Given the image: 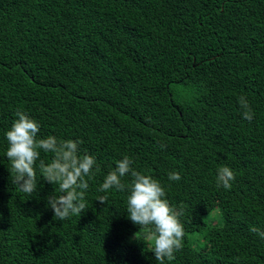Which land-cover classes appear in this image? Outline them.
I'll list each match as a JSON object with an SVG mask.
<instances>
[{
	"label": "trees",
	"instance_id": "obj_1",
	"mask_svg": "<svg viewBox=\"0 0 264 264\" xmlns=\"http://www.w3.org/2000/svg\"><path fill=\"white\" fill-rule=\"evenodd\" d=\"M17 111L38 137L96 157L81 216L54 218L46 197L61 193L38 169L32 195L12 183ZM124 156L184 210V246L166 264H264L250 231H264V0H0V264H158L127 193L97 190ZM221 166L230 190L217 186Z\"/></svg>",
	"mask_w": 264,
	"mask_h": 264
},
{
	"label": "clouds",
	"instance_id": "obj_2",
	"mask_svg": "<svg viewBox=\"0 0 264 264\" xmlns=\"http://www.w3.org/2000/svg\"><path fill=\"white\" fill-rule=\"evenodd\" d=\"M238 103L243 118L251 122L255 113L247 97L241 95ZM15 116L16 119L5 133L8 143L6 157L12 183L21 192L32 195L37 191L38 169L41 180L58 185L61 193L59 196L53 194L46 197L47 207L54 212V218L64 221L73 216H81L88 210L90 181L100 170L96 157L87 152L81 153V141L63 140L51 135L38 137L41 125L24 111H17ZM165 147L161 145V148ZM42 153L51 154V159L46 162ZM133 164L134 160L129 156L118 160L115 169L106 174L97 190L101 193L110 190L127 193L128 219L139 226L140 231L147 232L155 260L158 264H166V261L175 259V253L183 249L185 229L181 217L184 210L169 203L165 187L158 179L136 170ZM129 175L131 181L125 182L124 178ZM180 179L178 171L168 173L169 181ZM235 179V173L230 167L218 168V187L230 190ZM108 199L106 194L96 197V201L102 205L107 204ZM250 231L264 239V231L259 228L253 226Z\"/></svg>",
	"mask_w": 264,
	"mask_h": 264
},
{
	"label": "rangeland",
	"instance_id": "obj_3",
	"mask_svg": "<svg viewBox=\"0 0 264 264\" xmlns=\"http://www.w3.org/2000/svg\"><path fill=\"white\" fill-rule=\"evenodd\" d=\"M215 217H216V214L215 213H212L210 216L207 217V220H209V219H214L215 220ZM221 220H222V218H221ZM204 243L205 242H204V239L203 238H200L196 242H194V244L196 246H202Z\"/></svg>",
	"mask_w": 264,
	"mask_h": 264
}]
</instances>
